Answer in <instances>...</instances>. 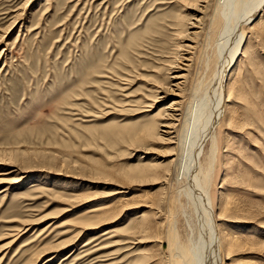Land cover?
<instances>
[{
    "label": "rangeland",
    "instance_id": "obj_1",
    "mask_svg": "<svg viewBox=\"0 0 264 264\" xmlns=\"http://www.w3.org/2000/svg\"><path fill=\"white\" fill-rule=\"evenodd\" d=\"M222 1L0 0V264H175L172 221L200 243L163 124L185 63L186 103L216 74ZM245 32L209 194L251 241L224 264H264V7Z\"/></svg>",
    "mask_w": 264,
    "mask_h": 264
},
{
    "label": "bare ground",
    "instance_id": "obj_2",
    "mask_svg": "<svg viewBox=\"0 0 264 264\" xmlns=\"http://www.w3.org/2000/svg\"><path fill=\"white\" fill-rule=\"evenodd\" d=\"M222 2L226 7L227 14L225 24L223 23L225 30L221 34L224 38L221 49V62L219 65L216 64L218 66L215 69L216 74L213 79L211 78L210 84L207 83L206 88H202V94L199 90L204 81H201L199 90L198 88L195 89L194 96L197 97L196 100L194 97L186 103L187 98L183 93L185 90L183 86L188 78L189 68L187 66L189 64L183 63L185 72L176 73L172 77L173 86L179 91L177 93L179 98L173 100L167 107L166 121L163 124L167 128L164 132L169 136L167 137L168 142L175 143L177 147L176 153H173L175 155L173 162L176 165L177 182H181V179L184 181V184L178 188L185 193L196 210L202 230H200L199 235L200 243L193 248H187L178 243L175 222H170L172 223L171 238L175 248V264H224L225 259L229 258L230 253L236 249L235 247L251 241L247 232L240 230L229 231L225 234V237H221L217 223L218 218L214 213L210 199L209 184L218 148L214 122L218 108L224 100L225 85H227L226 77L244 42L246 36L245 25L251 23L262 11L264 0H223ZM173 91H175L174 88ZM198 91L199 95H197ZM207 140H211V148L209 162L204 166L201 155L202 148ZM104 208L107 207L92 208L88 212L91 214L94 211L104 210ZM102 217L96 219L100 220ZM82 222L87 224L85 221ZM82 222L79 223L82 224ZM226 250L228 253L224 256Z\"/></svg>",
    "mask_w": 264,
    "mask_h": 264
}]
</instances>
